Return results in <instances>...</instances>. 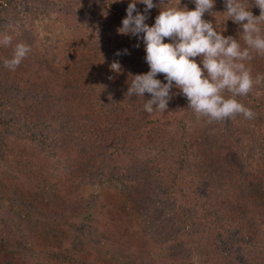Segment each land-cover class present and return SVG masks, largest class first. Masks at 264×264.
I'll return each instance as SVG.
<instances>
[{
    "label": "rangeland",
    "instance_id": "1",
    "mask_svg": "<svg viewBox=\"0 0 264 264\" xmlns=\"http://www.w3.org/2000/svg\"><path fill=\"white\" fill-rule=\"evenodd\" d=\"M103 1L8 0L0 6V33L13 36L10 46L0 45V74L7 70V82L17 90L16 109L12 114L23 115L18 105L26 108L40 101L38 105L45 108L42 113L45 117L35 115L32 122L41 123L37 130L46 136L45 142L47 137L52 142L56 133L68 139L72 134L81 133L80 138L71 140L70 146L54 141L43 145L25 139L17 131L5 130L0 134V228L13 238H0L1 264H54L53 255L58 250L83 256L93 264H134L129 255L144 254L153 264H159L162 258L163 253L156 244L144 241L145 222L136 202L127 194L130 183L114 177L105 179L107 168L102 164L103 169L97 175L92 172L97 165L89 174L73 168L79 162L76 158L85 155L76 145L84 146L82 136H89L90 124L101 120L96 114L97 103L109 105L120 99L128 102L145 98L126 95L131 75L149 70L143 40L140 39L139 47L135 45L125 54L117 36L103 24ZM187 1L180 0V6H188ZM118 2L124 4V0ZM178 2L167 0V4ZM214 17L217 18L211 19L214 26L216 24L218 30L225 29L223 35L234 34L239 38L241 30L237 24L224 22L219 14ZM19 42L29 45L31 52L15 71H10L4 67L3 59L11 57ZM117 51L121 55L117 56ZM253 60L256 66L264 68V56L259 59L254 56ZM113 61L121 64L120 73L110 69ZM263 70L259 69L260 74ZM157 78L166 83L162 74ZM238 126L235 122H209L198 116L189 124L188 135L194 147L189 169L198 179L222 178L226 168L219 167L221 157L232 171L228 187L238 182L244 184L245 171L264 176V156L258 152V146L248 144ZM215 134L220 136L223 145L214 142ZM224 145H229V154L217 156L216 152ZM210 146H214L215 151H211ZM56 198L59 202L67 200L68 205L75 208L73 220L77 227L65 228L68 230H65L62 245L37 244L36 234H31L17 215L25 217L31 205L48 209L47 205ZM111 229L131 242L129 252L117 253L112 249L108 240Z\"/></svg>",
    "mask_w": 264,
    "mask_h": 264
},
{
    "label": "trees",
    "instance_id": "2",
    "mask_svg": "<svg viewBox=\"0 0 264 264\" xmlns=\"http://www.w3.org/2000/svg\"><path fill=\"white\" fill-rule=\"evenodd\" d=\"M7 1L0 0V6ZM129 2L131 0H124L122 6L118 0H105L101 4L104 26L114 32L121 49L127 51L140 42L139 37L118 34L117 31L127 14ZM158 2L160 0H153L155 5ZM186 3L190 10L195 8L192 0ZM249 3L253 15L257 11L258 16L260 9L254 0H249ZM144 7L142 3H137L139 11L143 12ZM159 10L153 7L147 13L145 22L149 26L154 24ZM224 11V0H216L212 9L214 13H205L203 18L217 19L214 15L219 14L224 22L235 24L231 19L227 20ZM240 30L242 32L241 27ZM235 38L238 39V36ZM165 42L170 41L166 38ZM196 59L199 63L200 58ZM250 66L253 77L260 74L259 69H264L256 66L254 60ZM8 76L7 70L0 74V134L5 130L17 131L25 139L43 145L54 141L70 146L72 139L80 138L81 133L72 134L69 139L56 133L52 142L48 137L45 142L46 136L37 130L41 123L32 122L35 115L39 116L45 110L38 105L42 103L40 101L26 108L18 105L23 115H13L17 90L7 82ZM172 92L176 94L169 101L166 112L148 114L143 110L144 102L151 98L149 93L144 94L143 101L129 99L127 102L120 99L109 105L97 103L96 114L101 120L90 124L87 132L89 136H82L84 146L76 145V149L84 150L85 155L76 158L79 162L73 168L79 173L89 174L97 165L92 171L97 175L103 169L100 166L102 164L107 168L105 179L114 177L118 181L124 179L130 183L127 194L136 202L142 221L145 222L142 228L144 241L156 244L163 253L159 264H264V176L245 171L244 184L238 182L228 187L227 181H230L232 171L221 157L225 153L229 154V145H224L223 149H218L219 153L216 152L222 161L219 167L226 168L223 177L214 180L203 175L205 179H198L189 169L194 147L188 135V126L197 115L188 108V101L179 90ZM224 95L227 97L231 94L225 92ZM238 99L254 111L255 117L249 120L238 114L227 121L240 125V134H245L248 144L258 146V152L264 156V84L255 86L251 93ZM53 111L60 113L59 110ZM219 137L215 134L214 142L223 145ZM213 147L209 149L215 151ZM224 184L227 187L224 188ZM59 201L56 198L54 203L47 205L48 209L31 205L25 217L17 215L28 231L36 234L37 244L62 245L63 235L68 230L65 228L77 227L73 220L75 208L68 205L67 200ZM42 202L38 204L41 206ZM117 234L115 230H110L108 240L111 241L112 249L117 253L129 252L132 249L131 242ZM0 238L13 239L10 233L6 235L3 227L0 228ZM7 245L10 247V244ZM62 252H55L54 264H93L83 256ZM129 257L134 264L154 263L149 262L144 254Z\"/></svg>",
    "mask_w": 264,
    "mask_h": 264
},
{
    "label": "clouds",
    "instance_id": "3",
    "mask_svg": "<svg viewBox=\"0 0 264 264\" xmlns=\"http://www.w3.org/2000/svg\"><path fill=\"white\" fill-rule=\"evenodd\" d=\"M192 2L195 8L191 10L181 7L180 0L174 4L160 0L158 5L153 0L128 3L127 14L117 31L143 40L149 70L131 75L126 95L144 97L149 93L151 98L144 102L143 110L148 114L166 112L169 101L176 94L172 92L175 87L187 99L188 108L209 122L225 121L238 114L253 119L254 111L238 97L247 96L255 86L264 84V74L253 77L250 66L254 55L264 56V0H254L260 9L258 16L253 15L249 0H224L227 20L231 19L242 28L238 39L223 35L224 28L218 30L216 24L203 18L205 13H214L216 0ZM137 3L145 6L143 12L137 9ZM153 7L160 10L154 24L149 26L145 21ZM166 38L170 42H165ZM12 41V35L0 33V45L8 47ZM30 52L29 45L17 43L11 57L3 59L4 67L15 71ZM116 55L121 52L117 51ZM109 67L116 73L122 71L119 61H113ZM158 74L164 76L166 83L157 78ZM225 92L231 95L226 97Z\"/></svg>",
    "mask_w": 264,
    "mask_h": 264
}]
</instances>
